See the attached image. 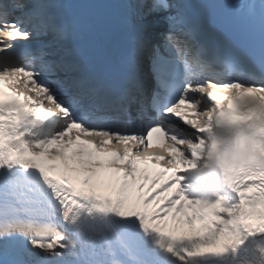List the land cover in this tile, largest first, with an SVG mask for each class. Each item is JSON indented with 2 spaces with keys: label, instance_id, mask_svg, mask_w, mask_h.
<instances>
[{
  "label": "snow or ice",
  "instance_id": "snow-or-ice-1",
  "mask_svg": "<svg viewBox=\"0 0 264 264\" xmlns=\"http://www.w3.org/2000/svg\"><path fill=\"white\" fill-rule=\"evenodd\" d=\"M60 7L0 0V37L44 38L0 40V264H264V0L229 6L247 59L210 56L188 0H131L116 85Z\"/></svg>",
  "mask_w": 264,
  "mask_h": 264
}]
</instances>
